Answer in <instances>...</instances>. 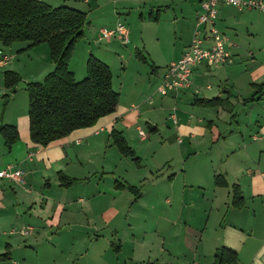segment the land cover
Segmentation results:
<instances>
[{"label":"crops","instance_id":"obj_1","mask_svg":"<svg viewBox=\"0 0 264 264\" xmlns=\"http://www.w3.org/2000/svg\"><path fill=\"white\" fill-rule=\"evenodd\" d=\"M39 1L53 7L55 4L53 0ZM61 1L69 3L68 0ZM164 1L161 0L163 2L161 4H165ZM262 1L264 3V0ZM83 2L89 4L87 0ZM99 2L101 1L99 0ZM199 2L200 0L197 1L198 12L200 11ZM217 9L214 27L219 35L226 38V49L234 57V61L225 66L199 65L193 70L190 87L173 90L175 93L172 94V98L182 100L181 104L186 107V109L181 107L180 110L184 115V121L183 119L177 121L176 114L173 113L177 121V124H173L177 126L175 129L177 137L194 139L197 135H205L206 128L210 129L214 124V121L210 120L207 121L206 126L202 125L205 119L196 114L197 118L194 119V109L198 107L193 105L194 98L204 100L219 98L229 102L233 97L239 100L238 96L240 95H251L244 97L243 103L251 101L252 98L251 102L253 103L251 104L261 106L264 114V43L255 45L254 42L258 39L255 33L253 40L237 41L234 36L229 39L225 33L220 31L226 22H234L238 12H231L232 6L223 4H218ZM237 11L242 13V10ZM198 12L194 14V17L191 15L190 25H185L186 30L183 29V31L189 32V36H186L185 41L177 47L174 59L169 63L179 59L190 44L195 32V15ZM157 15H154L152 20H157ZM200 34L206 36L205 31H201ZM208 44L206 43V45ZM256 44H259V40L256 41ZM247 48L251 50L247 51ZM247 52H252L248 54L249 57L246 56ZM1 55L13 59L3 47H0V57ZM238 62H243L246 68L243 65L234 66ZM6 64L0 67L7 66ZM13 71L17 73L15 69ZM154 73L157 74L158 71ZM209 75H213V77L216 75V80L224 83L221 85L222 94L217 92L207 95L213 97L205 96L206 92L209 93L213 89L211 83H208ZM21 80L20 83H25V86L29 83L22 77ZM259 86H262L261 93H258ZM20 89L23 88L20 87ZM9 90L11 89H6L0 81V92L3 98L7 97ZM256 92L257 94L254 96ZM188 93L192 100L187 103L183 102L187 99ZM139 94V91L133 90L127 100L122 102L119 100L112 114L100 118L94 126L74 130L68 136L56 140L46 147L33 144L30 141L27 113L10 110L8 99L6 103L3 102L2 109L0 108V126H15L19 137L11 145V148L7 149L0 135V168L12 164L14 168L23 173L22 182L13 183V181L0 180V255H8L6 260L9 264H40L34 256L30 261H27L25 253L31 251L33 255L37 254L30 248L32 245H17L20 242L19 231L30 227L38 233L42 227L54 228V224L59 227L58 222H61L64 227L62 231L69 232L73 227L76 214H81L87 222L91 221V214L97 215L102 219L104 228L111 226V223H118V227L112 226L116 231L108 239L98 237L85 239L83 237L71 242V245L69 244V253H71L80 242L82 243V240H85V246L88 245V247L85 251L83 248L79 250L82 251L84 264H212L215 251L221 247L236 253V264H264V171H261L264 170V167L261 157L257 162H254L251 156V148L258 149L260 155H264V115L261 121H255L254 144L246 143L244 145L241 150V158L233 160L234 167L224 169V174L217 173L216 170H212L213 168L205 173V177L212 178L211 184H203L192 174H190L191 177H187L186 170L179 188L175 189L173 186L171 187V182H167L168 191L165 199L158 202L152 201L148 205L147 212L151 216H146L145 219L148 222L144 221L142 232L139 230L140 225L134 222L132 208L133 205H138L139 198L135 200L136 203L131 201L130 205L129 201L119 203L122 191L117 190L115 184L111 188L112 194L109 198L105 196L95 198V195L91 194L86 199L78 196L75 203H73V199L69 198L68 189L71 188V185L66 188L60 186L59 174L77 180L73 185L80 184L82 187H85L84 183L90 185L89 181H81L86 177L78 175L82 173L83 169L75 160H80L82 156L92 153L95 143L99 150L113 145L109 136L112 129L121 132L123 137L128 140L126 130L134 126L137 131L138 122L142 116H146L145 122L147 120L155 121L157 110L140 105L138 103ZM16 95L13 94L12 99ZM161 103V108L164 109L162 100ZM199 108L209 109L208 107ZM187 114L193 118L186 119ZM156 125L149 124L152 132L157 130ZM177 142L181 144L182 139L179 138ZM229 158L227 156V160ZM231 158H234L233 153ZM219 175L223 177L226 186L215 185L214 179ZM172 178L173 175L168 178V181H171ZM11 186H15L16 190ZM95 186L99 188V183H96ZM233 186H237L239 189L242 198V201L239 202L240 207L233 206ZM67 192L68 198L65 196ZM55 193L64 195L63 201L55 199ZM132 203L134 204L131 205ZM76 207L78 208L76 209ZM119 218H121L120 221H118ZM29 237H22L25 238L24 244L32 243V238L28 240ZM109 238H114L117 242L114 243ZM15 246L17 247L13 250ZM21 248H24L26 252L19 261L16 259L15 253ZM57 251V255L60 254L63 257V252ZM51 256L52 254H49L44 257L43 260L46 264H54L49 263ZM6 260H3V263ZM14 260L16 261L12 262Z\"/></svg>","mask_w":264,"mask_h":264},{"label":"rangeland","instance_id":"obj_2","mask_svg":"<svg viewBox=\"0 0 264 264\" xmlns=\"http://www.w3.org/2000/svg\"><path fill=\"white\" fill-rule=\"evenodd\" d=\"M53 1L54 7L68 3L61 0ZM68 1L66 5L86 13L83 35L74 44L68 62L69 69L75 73V80L80 81L86 76L88 58L98 59L109 67L113 76V89L119 93L121 102L127 100L133 90L139 91L138 103L145 108L157 110L154 122L147 120L148 123H146V116H142L138 122L137 131L134 126L126 130L128 140H125L135 152L133 157L123 156L113 145L99 150L95 143L92 153L82 156L80 160H75L83 169L78 175L86 177L81 181H89L90 185L86 183H84L85 187L80 184L73 185L76 180L68 189L69 198L73 199V203L77 201L78 196L86 199L91 194H94L95 198L104 196L109 198L113 184H124V188L117 189L122 191L119 203L129 201L130 205L131 201L136 203L135 200L139 198L137 206L133 205L134 203L131 205H133L134 222L140 225L139 230L142 232L146 216H151L147 212L148 205L152 201L158 202L165 199L168 191L167 182H171V187L179 188L186 170L187 177H191L190 174H192L203 184H211L212 178L205 177V173L213 168L212 170H216L217 173L224 174V169L234 167L233 160L241 158L244 145L254 144L255 121H261L264 114L261 106L252 105L251 101L243 103V98L251 95H240L239 100L233 97L229 102L224 101L221 105L211 109L195 107L193 117L194 119L197 116L204 118L202 125L206 126L207 121H214L210 129L206 128L205 135H197L194 139L176 136L177 126L173 125L174 123L168 119V116L174 113L177 121L180 119L184 121V115L180 110L181 107L184 109L186 107L181 104L182 100L172 98V94L175 93L174 89H169L166 96H160L156 90L161 84L164 64L174 59L177 47L185 41L186 36H189V32H184L183 29L186 30L185 25H190L191 15L194 17V14L198 12L197 1L199 0H165V4H161L163 3L161 0H100L101 2L87 0L89 4L84 3L85 0ZM237 10L232 7L231 12H238V14L234 22H226L220 32L225 33L229 39L234 36L237 41L253 40L255 33L259 40V44H256L257 40L254 42L255 45L264 43V11L244 9L241 13ZM154 15H157V20H152ZM118 24L123 25L129 31L127 43H121L116 37L108 41H97L96 35L100 29L113 30ZM28 45V42H16L5 48L6 53L13 59L7 62V66L0 67L1 83L4 84L5 72L13 69L19 73L15 74L29 83L42 82L45 76L54 69L46 42L29 48ZM249 50L251 49L247 48V51ZM249 53L252 52H247V57ZM237 65H243L246 68L243 62H238L234 66ZM156 71H158L157 74L154 73ZM208 78V83H211L213 89L209 93L206 92L205 96L217 92L222 94L223 82L216 80V75L214 77L209 75ZM17 86L11 89L12 91H8L6 98H3L0 92V108L2 109L3 102L6 103L8 99L10 110L27 113L28 92L23 87V89H17ZM13 94H17L14 99H12ZM186 98L183 102L187 103L192 100L190 93ZM161 100L164 102V109L161 108ZM185 117L186 119L193 118L190 114ZM151 123L154 126L157 124L155 132L151 131L152 128L149 126ZM139 130L143 131L144 138L140 137ZM179 138L182 139L181 144L177 142ZM110 139L113 143V139ZM251 151L253 161L257 162L261 157L264 167V155L261 156L258 149L251 148ZM232 153L234 158H231ZM227 156L230 157L229 160ZM171 175L173 178L168 181ZM96 183H99V188H96ZM126 183L132 185V191L127 189L130 185ZM12 189L16 190V187ZM9 191L12 192L11 189ZM65 196L68 198V192ZM54 198L63 201L64 195L56 194ZM85 219L81 214H76L73 227L69 232L62 231L64 227L61 222H58L59 227L54 224V228L42 227L38 233L33 230L27 235L30 236L28 240L32 238V243L27 245L24 244L25 238H22L24 236L20 235L18 238L20 242L17 245H32L30 248L36 251L37 255H33L31 251L25 253V249L21 248L15 253L16 259L20 261L25 253L27 261L34 256L40 264H46L44 257L52 254L49 263L84 264L82 251L79 250L83 248L85 251L88 245L85 246V240H82V243L80 242L78 247L69 253L71 242L83 237L85 239L96 237L108 239L116 231L112 226L118 227V223H111V226L104 228L102 219L93 214H91L90 222ZM120 220L121 218L118 219ZM56 233L58 235H55ZM109 239L114 243L117 242L114 238ZM57 250L63 252V257L60 254L57 255ZM7 258L8 255L1 254L0 264H9ZM3 260H6L5 263Z\"/></svg>","mask_w":264,"mask_h":264},{"label":"trees","instance_id":"obj_3","mask_svg":"<svg viewBox=\"0 0 264 264\" xmlns=\"http://www.w3.org/2000/svg\"><path fill=\"white\" fill-rule=\"evenodd\" d=\"M86 13L68 5L50 6L39 0H0V47L16 42H28V48L46 42L54 69L42 82L26 84L28 92V132L33 144L46 147L68 136L72 131L94 126L97 121L112 114L119 102L113 89L109 67L95 58L86 62V76L76 81L69 70V59L74 44L83 35ZM21 82L14 72H5L4 87L13 89ZM258 93L262 92L259 86ZM257 92L254 94V96ZM219 98L193 99V105L211 108L221 105ZM252 101V98H251ZM0 135L7 149L18 140L15 126H0ZM110 138L123 156L133 157L135 152L127 145L122 133L112 129ZM136 159V158H134ZM60 186L68 187L76 180L59 174ZM215 185L226 186L222 176H216ZM116 188H124L115 184ZM132 191V187H127ZM233 206L240 207L242 198L233 186ZM234 251L221 247L213 256L212 264H236Z\"/></svg>","mask_w":264,"mask_h":264},{"label":"built area","instance_id":"obj_4","mask_svg":"<svg viewBox=\"0 0 264 264\" xmlns=\"http://www.w3.org/2000/svg\"><path fill=\"white\" fill-rule=\"evenodd\" d=\"M200 11L195 19V32L193 38L184 50L179 59L170 62L163 69L161 84L157 87V92L162 96L168 93L169 89H185L191 86L193 80V70L202 64L208 66H225L234 61V57L226 49V38L219 35L215 30L217 17V6L223 4L232 6L238 10L257 9L264 11L262 0H200ZM201 31H205L206 36H201ZM97 41H108L116 37L121 43L128 42V30L123 25L118 24L113 30L100 29L96 35ZM206 43H209L206 45ZM10 58L1 55L0 66L5 65ZM169 119L177 124L173 114ZM139 135L144 138V133L139 130ZM22 171L14 168V165L7 164L0 168V180L22 182ZM32 228L27 227L19 233L23 236L31 234Z\"/></svg>","mask_w":264,"mask_h":264},{"label":"water","instance_id":"obj_5","mask_svg":"<svg viewBox=\"0 0 264 264\" xmlns=\"http://www.w3.org/2000/svg\"><path fill=\"white\" fill-rule=\"evenodd\" d=\"M20 87L26 88V86L23 83H19L17 89H19Z\"/></svg>","mask_w":264,"mask_h":264}]
</instances>
